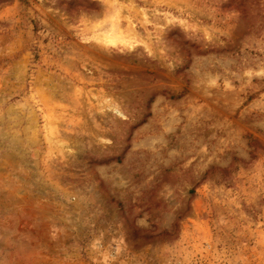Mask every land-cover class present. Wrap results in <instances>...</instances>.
<instances>
[{
  "label": "rangeland",
  "instance_id": "rangeland-1",
  "mask_svg": "<svg viewBox=\"0 0 264 264\" xmlns=\"http://www.w3.org/2000/svg\"><path fill=\"white\" fill-rule=\"evenodd\" d=\"M0 264H264V0H0Z\"/></svg>",
  "mask_w": 264,
  "mask_h": 264
}]
</instances>
